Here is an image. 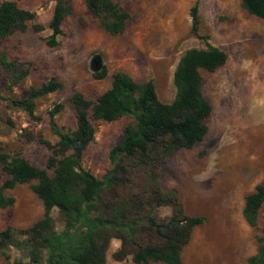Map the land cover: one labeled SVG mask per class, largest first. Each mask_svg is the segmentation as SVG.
I'll return each instance as SVG.
<instances>
[{
	"label": "rangeland",
	"instance_id": "1",
	"mask_svg": "<svg viewBox=\"0 0 264 264\" xmlns=\"http://www.w3.org/2000/svg\"><path fill=\"white\" fill-rule=\"evenodd\" d=\"M2 1L16 2L35 18L24 31L0 42V53L28 70L24 78L13 83L0 69V152L19 153L40 169L45 168L49 154L41 140L49 144L57 140L49 129L48 116L56 104L63 108L53 122L62 131L73 130L69 97L79 93L94 102L109 88L115 72L138 84L150 80L157 99L166 104L174 95L172 72L185 50L203 49L200 37H207L210 45L224 52L222 66L213 72L199 71L201 92L211 107L203 139L190 149L174 151L152 172L134 160H124L128 185L116 192L125 197L159 191L171 202L153 212L156 220L177 213L202 218L180 252L181 264H247L246 259L255 253L256 237H264V203L255 228L248 227L241 217L244 197L264 181V23L247 14L238 0H197V31L193 34L189 9L196 0H111L128 19L120 34L110 35L83 0H65L70 13L62 20L57 44L49 47L47 24L55 0ZM31 24L42 29L35 32ZM93 60L98 69L106 71L101 80L92 77ZM50 78L62 87L34 101L36 119L8 102L25 97L30 88ZM128 123V117L91 121L93 140L83 152L81 167L96 179L111 168L108 152L119 143ZM5 178L0 169V184ZM30 184L5 192L14 202L0 209V231L25 229L41 218V201L30 191ZM51 217L55 230L61 231L63 217L56 209ZM147 241L145 235L136 238L141 245ZM121 248L119 240L110 239L103 264H133L132 248L127 246L122 248V261L113 259V253ZM7 254L9 260L21 256L15 249ZM0 264H7L1 253Z\"/></svg>",
	"mask_w": 264,
	"mask_h": 264
},
{
	"label": "trees",
	"instance_id": "2",
	"mask_svg": "<svg viewBox=\"0 0 264 264\" xmlns=\"http://www.w3.org/2000/svg\"><path fill=\"white\" fill-rule=\"evenodd\" d=\"M238 1L247 14L264 23V0ZM83 3L104 32L118 35L123 31L128 15L114 2L83 0ZM70 10L65 0H55L47 24L50 30L47 46L57 44L62 20ZM189 17L190 32L196 34L197 0L189 9ZM34 18V13L18 7L14 1L0 2V42L14 32L24 31ZM31 28L35 32L42 29L39 24H31ZM200 39L203 49L185 50L176 62L171 78L174 95L169 103L157 99L150 80L138 84L128 75L115 72L109 88L94 102L79 93L69 97L68 104L74 114L73 130L62 131L53 122L54 115L63 108L61 104L48 112L49 129L57 140L53 144L41 140L49 152L44 169L29 164L19 153L0 152V169L6 175L0 184V209L14 202L6 191L33 181L29 189L42 205L41 218L30 227L0 231V253L7 264H103L104 252L112 238L119 240L122 248H132L133 264H181L180 252L188 243L192 228L202 218L177 213L156 220L153 212L169 205V198L159 191L121 197L116 190L128 185L124 160H134L152 172L174 151L190 149L205 136V120L211 107L202 95L199 71L213 72L225 63L226 55L210 45L207 37ZM0 69L12 77L13 83L28 74L19 62L6 59L2 53ZM105 74L102 67L92 77L101 80ZM61 87L60 82L50 78L39 87L30 88L25 97L8 102L36 119L34 101ZM121 117H128L130 123L123 128L119 143L108 152L111 168L96 179L81 167L83 152L93 140L91 121L111 122ZM263 203L264 181L243 199L241 217L248 227H256ZM53 209L63 217L61 231L54 228ZM261 233L264 234V225ZM140 235L148 238L142 245L136 242ZM122 248L113 253L114 260H123ZM10 249L21 256L9 260ZM246 263L264 264V237H256L255 253Z\"/></svg>",
	"mask_w": 264,
	"mask_h": 264
},
{
	"label": "water",
	"instance_id": "3",
	"mask_svg": "<svg viewBox=\"0 0 264 264\" xmlns=\"http://www.w3.org/2000/svg\"><path fill=\"white\" fill-rule=\"evenodd\" d=\"M92 68H93V71L95 72V71H98L99 69V65L97 64V61L96 60H93V66H92Z\"/></svg>",
	"mask_w": 264,
	"mask_h": 264
}]
</instances>
